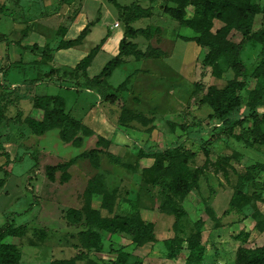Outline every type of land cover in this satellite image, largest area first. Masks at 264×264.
<instances>
[{
  "label": "rangeland",
  "instance_id": "rangeland-1",
  "mask_svg": "<svg viewBox=\"0 0 264 264\" xmlns=\"http://www.w3.org/2000/svg\"><path fill=\"white\" fill-rule=\"evenodd\" d=\"M116 1L122 6L132 3ZM139 1L153 14L134 26L150 28L152 37L141 36L134 42L142 51L160 48L166 57L127 58L98 85L91 79L115 56L124 38L125 25L110 0H0V32L11 41L8 61L6 44L0 42V227L10 222L29 228L23 238H9L21 252L22 264H51L80 253L88 259L76 264H112L117 256L113 250L127 252V264H187L201 248L202 264H247L248 253L264 246V146L253 143L251 119L237 130L241 142L219 135L222 126L212 109L200 102L197 89L223 88L235 74L226 59L220 62L222 77L213 74L193 41L194 31L165 13L166 7L176 4ZM252 3L257 11L253 32L260 34L264 0ZM187 18L192 19L193 13L188 12ZM89 22L95 26L80 48L61 51L56 58L51 55L50 61L45 58L44 49L55 48L60 41L59 30L65 31L66 39H74ZM222 26L215 21V30ZM25 32L28 36L23 39ZM109 38V46L88 69L89 77L77 72L81 59ZM233 38L241 40L239 34ZM18 42L28 45L20 48ZM241 59L248 74L243 95L262 114L264 80L253 75L262 59L261 44L248 42ZM130 75L128 90L117 93ZM109 95L115 96V102L106 99ZM42 96L63 97L67 113L94 131L88 137L79 132L82 147L64 144L58 129L44 137L32 133L25 119L34 114L35 97ZM122 108L143 114L148 123H123ZM19 112L22 117L15 121ZM99 140L103 153L98 168L84 159L68 170L67 182L62 181L63 172L55 174L54 182L48 179V166L97 148ZM93 182L100 184L101 192ZM178 182L181 189L172 193L170 185ZM238 193L234 208L231 204ZM105 196L113 214L102 208ZM167 196L174 209L184 212L180 220L174 209L165 208ZM71 208L84 215L92 208L104 218L118 214L136 218L152 224L154 235L139 245L127 235L94 228L101 242L90 251L80 235L86 229L71 227L66 220ZM45 228L50 233L41 240L35 230Z\"/></svg>",
  "mask_w": 264,
  "mask_h": 264
},
{
  "label": "trees",
  "instance_id": "trees-1",
  "mask_svg": "<svg viewBox=\"0 0 264 264\" xmlns=\"http://www.w3.org/2000/svg\"><path fill=\"white\" fill-rule=\"evenodd\" d=\"M175 7L169 6L165 8V13L172 19L176 20L180 25L188 27L194 31L196 37L193 39L197 46L204 53V63L213 68V74L217 78L223 75L220 69V62L226 59L229 67L235 74L233 80L229 81L223 88L215 86L203 90L197 86L202 94L200 102L209 106L213 111V117L218 119L222 130L219 135L227 138H232L237 142L243 140L242 134L238 133V129H244L248 120H252V128L249 133L256 139L253 143L264 146V113L260 114L254 107L247 104L243 95L248 85V74L244 62L241 59V54L248 42L252 40L258 41L262 46V59L253 75L256 78L264 80V30L260 34L253 32L255 17L257 14L256 8L252 3L253 0H170ZM110 3L115 6L118 11L119 19L124 23V38L119 44V53L113 57L103 68L101 73L91 79L92 82L102 85L104 80H108L113 75L114 71L120 68L124 63L125 57H134L136 60L161 59L166 56V53L160 48L148 47L145 51L139 49L136 43L129 41L138 37L147 39L152 37L150 28L135 29L132 24L141 19L150 18L153 14L151 8H143L139 0H132L128 6H122L116 0H110ZM192 12L193 18H187V13ZM215 21H219L223 26L215 30ZM264 21V13H263ZM95 26L94 22H89L80 34L74 39H66L64 30H59L58 38L60 41L56 48H45L43 55L47 60H51V54L62 50L75 49L83 45L85 39L91 33V29ZM155 32H158L156 30ZM239 34L241 40L236 42L234 35ZM25 32L23 39L27 38ZM185 41L189 39L185 38ZM0 42L6 44L5 57L9 60V46L11 41L8 37L0 32ZM106 40H102L99 45L93 48L90 53L85 56L76 66L77 72H82L85 78H88V69L92 65L94 59L98 55L101 47ZM17 45L22 48L21 42ZM52 73V72H50ZM133 75L128 76L125 81L116 88L117 93L126 92L131 84ZM111 102H115V96L109 95L106 98ZM34 114L29 115L25 121L34 135L42 136L45 133L58 129L60 130V138L64 142L72 143L75 147H82L83 138L78 136L82 132L85 136L93 135L94 131L81 121L76 120L70 113L66 112V103L63 97L60 96H42L35 97L33 101ZM248 108V114L246 109ZM22 114L19 112L15 117V121L19 120ZM120 119L123 123L131 121H141L145 125L148 119L141 113H135L132 110L122 108ZM219 137V136H218ZM101 140L97 143V148L91 151L84 152L68 162L60 163L55 166L46 168L47 177L51 182L55 181V174L63 172L62 181L67 182L70 178L68 170L80 160L89 159L91 163L98 168L99 156L103 153L100 149ZM109 143V142H107ZM0 148L3 145L0 142ZM171 165V164H170ZM170 165L167 167L171 169ZM6 175V174H5ZM179 183V182H178ZM170 185L172 193H177L181 189V184ZM2 185V183H0ZM93 187L101 192V186L98 182L92 183ZM185 193V192H184ZM239 193L233 199L231 206L236 207ZM108 197L103 199L102 208L113 214V208L108 203ZM167 210H173L175 204L170 196H167L165 202ZM177 220L185 216L181 210L174 209ZM66 220L71 227H82L86 230L80 232V235L86 241L85 248L88 250L98 249L101 242V237L93 231L94 228L103 230L111 235L124 234L134 239L139 245L149 242L154 235V226L145 224L136 218H130L126 215H115L111 218H104L98 209L89 208L86 215L81 210L71 208L67 211ZM199 229L202 228V222L197 223ZM26 225L15 226L7 222L0 227V264H20L21 252L14 244L4 243L7 237L23 238L28 232ZM38 232L39 238L45 240L50 232L48 228L43 230H35ZM195 244V243H194ZM193 244V246H194ZM116 253V259L112 264H127L129 254L123 250L112 251ZM204 248H201L198 253L190 255L187 264H202ZM88 259L86 253H80L76 258L71 260H56L51 264H76L77 261ZM247 264H264V246L252 250L248 253ZM88 264H98L94 261H89Z\"/></svg>",
  "mask_w": 264,
  "mask_h": 264
},
{
  "label": "crops",
  "instance_id": "crops-1",
  "mask_svg": "<svg viewBox=\"0 0 264 264\" xmlns=\"http://www.w3.org/2000/svg\"><path fill=\"white\" fill-rule=\"evenodd\" d=\"M141 20H143V19H141ZM140 21V20H139ZM139 21H136L135 23H133L132 24V27H134L135 29H139V28H136L135 26H134V24H136L137 22H139ZM79 29V30H78ZM80 29H82L80 26L77 28V32L78 31H80ZM110 38L108 39V41L107 42H105L104 43V45L101 47V49H100V51H99V53L98 54H100L101 52H103V51H105L106 50V48L109 46V44H110ZM129 41H131V42H133V43H136L137 44V42H134L135 40L134 39H130ZM38 43V42H37ZM101 43V42H100ZM99 43V44H100ZM58 44V43H57ZM84 44V43H83ZM98 44V45H99ZM118 44H120V42L118 43ZM21 45L25 48V47H27V43L26 42H21ZM57 47V46H56ZM55 47V48H56ZM81 47V46H80ZM80 47H78V48H80ZM140 49V48H139ZM68 50H70V49H68ZM141 50V49H140ZM62 51H64V50H62ZM118 52H115L116 54H114L115 56H117V54L119 53V45H118V50H117ZM58 54H61V51H58V52H53L51 55H53V58L55 57H57V56H59ZM114 56V57H115ZM97 57V56H96ZM132 56H130V57H125L124 58V61H126L127 60V58H131ZM166 57V56H165ZM164 57V58H165ZM51 59H52V57H51ZM83 59V58H82ZM81 59V60H82ZM161 59H163V58H161ZM95 60V59H94ZM90 68V67H89ZM139 70V69H138ZM140 71V70H139ZM141 72V71H140ZM66 103V102H65ZM67 112V111H66ZM56 130V129H55ZM53 131V130H52ZM49 132H51V131H49ZM49 132H47V133H49ZM47 133H45L44 135H42V136H37V135H35V136H37V137H44ZM59 134H60V130H59ZM64 144H69L68 142H64V141H62ZM69 161V160H68ZM67 161V162H68ZM65 163V162H64ZM12 224H14V223H12ZM50 233V232H49ZM48 233V234H49ZM9 238L10 237H7L5 240H4V243H7V244H14L13 243V241L14 240H12V241H10L9 240ZM11 238H15L16 239V237H11ZM18 239V238H17ZM15 245V244H14ZM22 255V254H21ZM57 260H61V261H64V260H71V259H57ZM54 261H56V260H54ZM20 264H22V256H21V261H20Z\"/></svg>",
  "mask_w": 264,
  "mask_h": 264
}]
</instances>
